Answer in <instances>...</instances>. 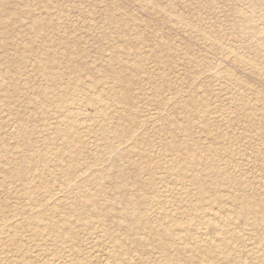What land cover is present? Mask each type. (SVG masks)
Listing matches in <instances>:
<instances>
[{
    "label": "rangeland",
    "instance_id": "rangeland-1",
    "mask_svg": "<svg viewBox=\"0 0 264 264\" xmlns=\"http://www.w3.org/2000/svg\"><path fill=\"white\" fill-rule=\"evenodd\" d=\"M263 1L264 0H259L258 2ZM153 4H162L163 6H165V8L176 11L185 19L184 21L186 24L178 25L164 19L161 13H157L156 10L151 7ZM234 5H237L240 8H244V10L246 8L247 12H253L255 10L253 14H256V16H258L259 13L264 14L263 5H258L257 8H253V10H251V6H249L250 8L248 7L249 0H0V18L2 19V22L0 23V29H3L4 31V33H1L0 35H4L2 36V38L4 37L5 39L4 41L0 36V60L5 62L0 64V68L6 70L4 77L9 78L11 73L12 77H17L16 79L18 80H16V82H18V86H21L20 88H22V91H19L20 89H18V92L15 91L14 93L12 92L13 88H10L7 85V91H5V87H3L2 89L0 88V142H4L5 144L7 143L6 147L7 149L9 148L8 150L11 153L12 158L15 157L14 155H16V157L22 156L27 148L26 145L21 143L22 137L21 140L19 138V141L22 145L20 143L19 145L17 144L18 139L17 136L15 137L14 132L21 125L24 128L27 127L28 130L26 131V134L30 133V137L33 141L32 144L34 146H32V148L35 150L31 153L34 154L35 152L36 154L39 152H46L45 155L48 157V160L49 158L53 157L52 154L55 156L54 158L50 159L51 162H47L48 164L46 166L40 167L42 173L39 174L40 171H37L38 173H36L38 175L36 173V175H34V173L32 174L34 180H36L40 175L41 179L43 178L46 183L49 182L48 185L52 187H49L51 192L53 191L54 193H57L59 189L62 190V173L58 172V177L57 175H55V177H47L48 170L51 169V166L55 165L54 162H61L60 158L63 157L64 154L60 150L61 148H63L62 150H64L65 148L62 145L63 142H61L62 139L59 138V134H55L57 133L55 131V126L58 125L56 123H58L59 119L56 116L59 114H57L58 112H53V109H50L52 106L50 102H52L53 100L57 102L58 99L56 98L60 99V93L58 95V91L60 92V87L58 85H55L53 81L52 83L51 81L48 82V80H45L43 76H40L41 72L36 65V61H34L37 57L40 56V54L41 57H43L44 55V58H47V53L53 51L52 49L50 51L43 50V37L46 36L48 38L49 36V39L52 42V46H50V48H54L55 53L59 52L63 54L73 51L74 55L78 57L77 59H80L79 56L82 57V61H80L81 59L75 60L81 62L80 64V62L76 61L77 63H79V65L85 64V67L83 69L80 68L82 71L80 69H77V73L79 72L78 74L80 75L81 81L84 80L82 81V83L85 84V82H88V80L90 79V74H93V72L91 71L92 68L95 66L97 67V65L99 66L101 64H104L108 61V59H110L112 53V44H115L116 42L119 43V41L121 42L126 39V44L129 47H132V49H128L129 54L123 53V56L119 58L122 60V58H125L127 56L130 60H134L138 58L136 56L137 52L150 51V46L154 45V43L158 41L156 35H164L168 37L169 42L173 44V48L170 51H165L163 47H159L158 49L157 46L155 47V50L156 52H158L160 59L164 60L165 63L157 64V62L153 60L156 57H151L149 54H147L145 62L139 69L140 72H137L138 74H136V78L138 76V79H135L136 81L129 86L131 90V100L133 101V106L126 107L123 106L122 103H117L115 109L111 110L112 113H114V111L119 112L125 110L130 115H136V134L141 132L140 135L142 133H144L145 135V138L142 137L139 141L140 147H144L148 140L152 144L149 149L151 157H142L141 160L149 162L152 160L151 165L158 167L157 169H155L157 173L155 175V179L150 182V180H148V174L146 173V171H140L142 172L140 173L141 179L145 181V183L150 182L148 188L152 187V189L155 188L157 189V191L165 189L166 187L173 188L172 191L174 192H172V194L170 195L174 200L180 199L182 194L184 196H189V193L187 192H189V190L192 189L193 186L188 182H182V185V180H178L174 176H171L172 178H167L168 180H162V178H160V172L171 170L176 162L181 161L180 156L175 155L170 151H166L163 145L166 142H171L172 140H176L179 142L186 137H196L199 139L201 144L206 145V143L208 144V142L211 144L214 143L213 145L219 151L218 155L220 160H218L220 166L227 168L236 179L242 182L243 190L245 192L253 189L263 196L264 150L257 152V147H259L260 145L262 147L264 146V134L259 131V128L264 125V72H260L259 68H252L251 65L246 61L244 63H239L233 60L232 53H230L232 55H229L228 58L223 56L221 52L217 50L218 48H211L209 46L211 44H209L208 39L200 36L201 32L203 31L211 32L213 34L212 36H214L216 40L218 39L215 43V45L217 44V47L224 44L231 51H237L239 53V56L241 55L242 59L251 57L252 53L250 49H252L256 45L257 40H255L256 38H250V36L247 37V35L241 33L242 31H240L239 27L235 26L236 28H233V26L231 25V20H235L236 22H243V15L233 14L232 7ZM23 12H26V16H33L37 18V21L40 20L38 24H41V22L43 21L44 24L47 22L48 25L45 24L44 29L43 27L40 28L36 31V33H38L34 35L35 30H33L29 26L28 18L25 16V14L24 16H22ZM110 14H112V18L110 17ZM119 16L120 19L118 18ZM2 17L5 19H3ZM117 18L119 20H117ZM123 21L126 23L125 26ZM263 21L264 19L262 18L257 19V22L259 24H261ZM257 22H255L256 25H258ZM126 25H128L127 28ZM138 33H140V35L146 38V40L148 41L147 47L143 46L140 47V49L134 44V38ZM240 35L246 37H242L240 40ZM63 40L65 42L68 40V43L62 42ZM3 41L5 42V46L3 47L5 48H1L4 43ZM15 43H21L22 45H19V48L20 50L23 49L24 51H18L19 48H14ZM14 51L17 52L15 53ZM44 53L46 54V56ZM85 55L87 56L85 57ZM190 55H193L200 61L197 63L190 62L187 58V56ZM18 58H22L23 63L21 64H23V67L20 66L21 70H18L17 72V63H15V61L18 62L20 60ZM120 59H110V61L108 62H110L111 64L113 63V65L116 67H120V65L122 64V62H120ZM88 62L89 64H87ZM34 64L37 68H35ZM206 64L211 65V68H204L203 66ZM59 65L57 63V67L61 68L62 64L60 66ZM88 65L91 68H89V70L86 68V66ZM62 68H64V66H62ZM38 72H40V75ZM20 73L26 74V77H24L25 79H22L23 77L19 75ZM72 73L75 74L76 72L72 71ZM72 73H66L67 75L65 74L63 80L65 79L64 81L68 82L69 79H72ZM68 74L71 78L68 77ZM98 80L99 83L97 88H99L100 90L103 89V87H108L111 82L109 79L100 76H98ZM22 82L23 84H21ZM79 86L82 87H78L77 89H75V91L73 90L74 93H72V95L74 94L73 97L75 98L76 103L79 102L78 104H81L80 106L81 109H83V113L88 114L89 112L94 111V107L96 105L93 102L92 103L94 105L91 104L90 101L88 102L87 96L93 91H88L87 89V91L84 90L86 86L84 85V87L83 85H81V83L79 84ZM10 89L12 91H10ZM53 90H55L56 93ZM46 91L52 94L50 95V97L52 98H47V96L42 95V93H47ZM5 93L7 97L2 98V95L5 96ZM36 93L39 94V96ZM192 93H194V95L196 96L195 98L197 99V103L200 104L198 108L184 106ZM9 95L11 99L8 98ZM14 95H16L17 97L12 98V96L15 97ZM54 96H56V98H53ZM43 97H45V99H42ZM5 99L6 102H2ZM27 99L32 100L34 103H37L38 100V107H34V103H32L31 101H28L31 103H29L30 105L28 106V102L24 103V101H26ZM41 99L44 102H42ZM49 99L50 101H48ZM7 102L9 103V105ZM3 103H5L6 105L4 104L3 106ZM22 103H24L23 107L25 105H27L28 107L26 106L25 108H22ZM17 110L21 111L18 112ZM18 118L19 120L23 118L21 119L23 121H19ZM80 118L83 119H79L80 122L78 126L76 125L75 129L76 135L80 133L79 136L77 135V138H80L79 141H82L83 144L82 146L77 145L78 147L76 146V148H79V146H81L82 149L80 148V150L83 151V153L81 152V155L78 154L77 157L79 158H76L79 159L77 161L82 164H85L86 162L90 163V165H92V170L93 168H96L95 164H97V162L95 161V157L97 154L96 152L100 149V146L102 147V145L107 142V140L105 141L106 137L104 136H110V132L106 128L109 126V129L110 125L112 126L113 123H110V125H108L109 123L101 121L100 118L91 121L89 120L85 123L86 118L84 117V114L80 116ZM170 118L173 120H178L179 122H181V124L171 123L169 121ZM187 120L191 123L188 129L183 126ZM27 121L28 123H26ZM93 121L95 124L93 123ZM23 123H25V126ZM81 123L82 126H80ZM114 123L119 124L121 122L118 123L116 122V120H114ZM102 124L104 125L105 130H103L104 128H101V126H103ZM105 132H108V134ZM21 134L24 135L25 133ZM137 135L140 137L139 134ZM45 138L47 140L44 141ZM81 138L83 140H81ZM46 141L47 143L49 142L51 144V147L48 143V148V146L46 145ZM59 142H61V144ZM13 147L14 149H12ZM125 147L126 143H121L120 145L116 146V150L120 152L119 150L123 151ZM55 153H57V157ZM106 157L107 161L115 160L113 154H110L109 156L106 155ZM110 157L112 160L110 159ZM3 158L4 157H2V159ZM6 160H3L7 164H5L6 166H2L3 170L2 172H0V183L3 184L4 187L0 188V199L4 203L8 199L7 201L10 204L9 208L10 210H12V205H20V203H16L18 199L17 191L20 187V182L19 180H17V182L15 179H8V177H6V175L8 176L11 167H9L8 164V162L11 161ZM49 162L52 165L49 164ZM116 162L119 168H123L127 175L133 177L138 174L136 166L129 161V158L127 156L122 157V159H116ZM157 162H159L160 164H155ZM82 164H80V166ZM10 165L12 164L10 163ZM94 165L95 167H93ZM7 166L9 168H7ZM187 168V172H199L197 166H188ZM11 171L12 170H10V172ZM42 174L47 175H44V177ZM87 174L88 173H85V176H87ZM78 188L80 189L79 191ZM82 188H84V190H82L80 187H77V185H72L67 189H64V192L65 190H67L65 193L61 194V191H59V193L56 194L61 200H57V202L59 204L62 203V210L68 211V208L72 207V201H69L68 194L73 191H85L88 187L84 186ZM184 188L187 189V192H184ZM32 191L35 194H40L42 192V190H38V188L35 186L32 188ZM176 194L180 197H178ZM173 199L172 206L169 202H164L163 206L161 205V203L157 204L156 206L153 205L154 208L152 207L153 209L151 208V212L149 211L148 213L149 217L153 218L157 215L164 216L168 212H177L178 210L175 207L176 201H173ZM5 206V208L3 207L2 211L6 215H8L10 210H8V205ZM7 210L9 212H7ZM24 213L28 216L32 214L30 209L29 211L24 210ZM4 219L6 218L4 217ZM105 220H108V222ZM105 220L104 221L107 222V224L103 222L101 226L102 228H99L101 224L95 222V224L93 223L95 228L92 227L93 225L89 229L81 227L82 232L79 231L80 227L78 226V224L76 223L79 228L76 227L75 224L74 227L78 228L76 230H78L77 235L79 236H77L78 238L76 237V242H78V250H74L75 252L70 247V244L63 240L57 242L48 241L47 243L45 241L39 240L40 238H33L34 240L32 241L30 229L19 231V235L17 236L20 239H23L22 247H24V253L26 252L25 255H28V257L30 256L31 261H33L34 264L45 263L46 260L44 257H50V254L52 257H54L55 255V258L63 261L64 264H71V262H75L74 264H110L111 259L108 256L110 248L109 246L111 244L109 242L111 241L108 238V235H106L102 229L106 227L104 229L108 230L107 228H109L108 231H112V233L114 235H117L118 237H124V233L122 228H117L112 222V224L109 222L111 220L110 217ZM192 222H196L195 224L203 228L204 232L207 234V236L202 235L203 237L211 236L210 232L213 226L203 224V221H200V218H198V216ZM3 223L4 221L0 220V225H3ZM105 224L107 226H105ZM5 225H10V223L8 222ZM238 225L239 224H234L231 227L235 231H239L241 229V226L239 225L238 227ZM83 230L87 233H84ZM101 230L104 232V234L102 235L100 234L103 233ZM88 234L91 237H88ZM43 238L45 239L50 237ZM40 241L42 242L41 244ZM80 242L82 243L80 244ZM233 244L238 249V252L241 251L239 253H237L236 251L235 254L238 257H243L245 255L244 252L246 248L248 249L254 244V239H252L250 235L245 234L241 237V239L234 241ZM42 246L45 247L43 248ZM14 247V245L12 246L5 241L0 242V252L6 254L9 260L18 259L17 257L19 256L20 250L17 247ZM60 249L65 252H62ZM45 252L48 254L50 253L49 256L46 255ZM72 252L74 255L72 254ZM32 253L34 255H32ZM4 254L2 256H5ZM14 254L17 255L14 256ZM39 254H42L43 256ZM63 255L65 256L66 261ZM58 256L60 258L62 256L63 257L60 259ZM33 257H35L36 259ZM68 257H70L69 259L71 260H69ZM154 257L158 258L157 253L155 254V256H153V258ZM63 262H61V264H63ZM217 262L220 263L221 260ZM249 262H252V264H257L254 259L250 260ZM4 263L6 264L5 259L1 262V264Z\"/></svg>",
    "mask_w": 264,
    "mask_h": 264
},
{
    "label": "bare ground",
    "instance_id": "bare-ground-1",
    "mask_svg": "<svg viewBox=\"0 0 264 264\" xmlns=\"http://www.w3.org/2000/svg\"><path fill=\"white\" fill-rule=\"evenodd\" d=\"M258 1L259 0H249L248 7L251 6V8L250 7L249 8L253 10V8H257L258 5L264 6V1L263 2H258ZM151 7L154 8L157 13L158 12L161 13L163 15V18L168 21H171L178 25L186 24L184 21L185 19L180 14H178L176 11H172L170 9L165 8V6H163L162 4H153ZM232 9H233L232 11L233 14L243 15V22H236L235 20H231V25L233 26V28L235 26L239 27L240 31H242L241 33H244V35H247V37L250 36V38L251 37L256 38L255 40H257L256 45L252 49H250L252 53L251 57L247 59H244V58L242 59L241 55L239 56V53L237 51H231L224 44L217 47V44L215 45V43L217 42L218 39L216 40L214 36H212L213 34L211 32L203 31L201 32L200 36L208 39L209 44H211L209 46L211 48L213 47H216V49L218 48L217 50L220 51L223 56L228 58L229 55L233 54L232 55L233 60L239 63H244L246 61L248 62V64L251 65L252 68L254 69L259 68L260 72H264V25H263L264 21L261 24L257 22V19H261V18L264 19V14L259 13L258 16H256V14L255 15L253 14L255 10L253 12L252 11L247 12L246 8L244 10V8H240L237 5H234ZM25 13L26 12H23L22 16H24ZM111 16L112 14H110V17ZM26 17L28 18L29 26L33 30H35V33L33 31L34 35L38 33V32L36 33V31L39 30L40 28L43 27L44 29L45 24L48 25L47 22L44 24L43 21H42L43 23L41 22V24H38L40 20L37 21L36 17H33V16H26ZM118 18L120 19V16ZM118 18L117 20H119ZM1 22H2V19L0 18V23ZM255 22H257L258 25H256ZM125 24L126 23L124 22V26ZM127 26L128 25H126V28ZM1 33H4L3 29H0V34ZM0 36L2 38V36L4 35H0ZM242 37H246V36L240 35V40ZM43 38H44V41L42 42L44 44V47H42L43 50L50 51L52 49L54 53L53 51H50L48 53L46 52L48 56H46V54L44 53L47 58H44L43 54H42L43 57H41V54H40V56L37 57L36 60L34 61H36V65L39 68V71L41 72V75H40V72H38L39 75L43 76L45 80H48V82L51 81L52 83L53 81L55 85H58L60 87L59 88L60 92L58 91V95L60 93L59 95L60 99L56 98V96L53 97V98L58 99L59 101L57 100V102H55L53 100L54 102L53 101L50 102L52 106L51 108L50 107L49 108L51 110L53 109L52 110L53 112L55 113L58 112L57 114H59L56 116L59 118L58 123L55 122L56 124H58L55 126L56 127L55 131L57 133L55 132L54 133L59 134L60 136L59 138L62 139L61 142H63L62 145L65 148L64 150H62L63 148H61L60 150L64 154V156L60 158L61 162L56 161L55 160L56 158L54 159L56 161L54 162L55 165L53 164L54 166H51V169L48 168L49 170L47 172L48 174L47 177L49 176L55 177V175H57L58 172L62 173L61 175L62 181L60 180L62 182V186H61L62 190L59 189V191H61L60 192L61 194L67 191L65 190L64 192V189H67L69 186H72V185H77V187H80L82 190H84V188H82L84 186L88 188H86L87 191L81 190V192H78L80 190L78 188V191L70 192L68 194V198H69V201H72L71 202L72 207L68 208L69 209L68 211L62 210L61 209L62 203L59 204L57 202V200L58 201L60 200L58 195H56L57 193H59V191H57V193L56 192L54 193L53 191L51 192L49 188L51 186L48 185L49 182L46 183L43 180V178L41 179L40 175L37 177L36 180H34L33 175H32L33 173L34 175H36L38 173L37 171H40L39 174L42 173V170L40 169V167L46 166L48 164L47 162L50 161V159L54 158L55 156L52 154L53 157L49 158L48 160V157L45 155L46 152L45 153L39 152L36 154L34 152V154H32L31 152L35 151L32 148L33 146L32 138L30 137V133L26 134V131L28 130L27 127L24 128L22 127V125L18 127V129H16V131L14 132L15 137L17 136V139H18L17 144L19 145L20 143L19 138L21 140V137H22L21 143L26 145L27 149L24 148L26 150L24 151V154L22 156L19 155L20 157L18 156L16 157V155H14L15 157L13 156L14 158H12V155L8 150L9 148L7 149L6 147L7 143L5 144L4 142H0V172H2L3 170L2 166L7 164L3 160L7 159L6 161L8 160L11 161V162H8V164H9V167L11 166L10 170L12 171L10 172L9 170L8 176L6 175V177H8V179H13V180L15 179L16 181L19 180L20 182L19 183L20 187L17 191L18 199L16 198L17 199L16 203H20V205L17 206V204L16 205L14 204L11 206L12 210H10L9 208L10 204L7 201L8 199L7 198H6L7 200L5 199L6 200L5 203L7 202L6 204L0 199L1 200L0 201V220L4 221L3 225H0V242L5 241L6 243H9L12 246L14 245L20 250V252H19V256L17 257L18 259L17 260L11 259L12 261L7 258L6 254H4L3 252H0V264L4 259L6 260V264H34V262L31 261L30 256L28 257V255L27 256L25 255L26 252L24 253L25 250H24V247H22L23 239H20L17 236L19 235L18 234L19 231H24V229H30L32 241L35 238H40L39 240L45 241L47 243L48 241H56V242L60 240L66 241L70 244V247L74 251V250H78V242H76V237L78 236L77 235L78 230L76 229L80 227L79 231H81L82 229L81 227L85 229H89L92 225H93L92 227L95 228L94 227L95 222L101 224L100 226L98 225L100 228L103 222L105 221L108 222V220H105L108 217H110L111 220H113V221L110 220L109 222L110 223L112 222L117 228L118 227L122 228L123 233H124V237L123 236L118 237L117 235H114L112 231H108L109 228H107L108 230L104 229L106 227L102 229L105 232V234L108 235V238L111 241L109 242L111 244L109 246L110 248H109V256H108L111 259L110 264H244V263L252 264V262H249L252 259H254V261H256L257 264H264V198H263L264 195L263 196L260 195L258 192H256L253 189H251L248 192H245L243 190L242 182L236 179L234 175H232L227 168L220 166L219 164L220 159L218 155L219 151L213 145L214 143L211 144L208 142V144L206 143L205 145V144H201L199 139L196 137L194 138L186 137L182 141L178 142L176 140L175 141L172 140L171 142H166L163 145L166 151H170L173 154L180 156L181 161L176 162L171 170L160 172V178H162V180H166L167 178H172L171 176H174L176 179L182 180L181 181L182 185H183L182 182H185V183L188 182L190 185L193 186L192 189L189 190V192H187V189L184 188V192L189 193V196H184L182 194L180 199L174 200L173 198H171V195H170L172 194V192H174L172 191L173 188L171 187H166L165 189H161L159 191H157V189L155 188L152 189V187L148 188L150 182H152L155 179V175L157 173L155 169H157L158 167L151 165L152 158L150 159L151 160L150 162L141 160L142 157H149V156L151 157V153L149 149L152 146V144L149 142V140L148 141L145 140L147 141L145 146L140 147L139 141L142 137L145 138V135L144 133L140 135L141 132L137 133L140 135L139 137L136 134V130H137L136 129L137 127L136 115H130L125 110L119 111V112L114 111V113L111 112L112 109H115V106L117 103H122L123 106H126V107L133 106V101L131 100L132 99L131 90L129 86L136 81L135 79H138V76L136 78V74L140 72L139 69L140 67H142L143 63L145 62V59L147 58V54H149L151 57L152 56L156 57L153 60L156 61L157 64L165 63L164 60L160 59L158 52H156L155 50V47L158 46V49L159 47H163L165 51H170L173 48V44L169 42L168 37L164 35H156V38L158 39V41L154 43V45L150 46L149 48L150 51L137 52L136 56L138 58L134 60L132 59L130 60L126 55H125L126 57L124 56L125 58H122L121 60L119 57L123 56V53L127 54L128 49L131 50L132 47H129L126 44L127 42L126 39L121 42L119 41V43L115 41L117 44L115 43L111 45L112 53H111L110 59L111 60L120 59L121 60L120 62H122L120 67L114 66L113 63L111 64L110 62H108L110 61V59H108L106 63L101 64L99 66L97 65V67L95 66L92 68L91 71L93 72V74L89 73L91 75L90 79L88 80V82H85V84L82 83V81L84 80L81 81L80 75L78 74L79 72L77 73L78 71L77 69H80V68L83 69L85 67V64L79 65V63H77V62L82 61V57L79 56L81 60L77 59L78 57L74 55L73 51L69 53H63V54L59 52L55 53L54 48H50V46H52L51 45L52 42L49 39V36L48 38L46 36H44ZM2 39L5 41L4 37ZM134 39H135L134 44L138 46V48L143 47V46L147 47L148 41L146 40V38L141 36L140 33H138ZM68 40L66 42L63 40L62 42L68 43ZM19 45H22V44L15 43L14 48H19L20 47ZM3 46H5V42L3 43L1 48ZM18 51H24V50L23 49L20 50L19 48ZM86 56L87 55H85V57ZM187 58L192 63H197L200 61L193 55L187 56ZM18 59H20L18 62L15 61V63H17L16 64L17 72L18 70H21L20 66L23 67L22 66L23 64H21L23 63L22 58H18ZM75 59L80 60V61H77ZM1 63H5V62L0 60V64ZM57 63L58 65L59 63L60 65L62 64L64 68H62V66L61 68H58ZM87 64H89V62ZM36 65H35V68H37ZM203 67L206 69H210L211 65L206 64ZM86 68L89 70L90 68L89 65L86 66ZM72 71L76 72L77 74L72 73ZM69 72L73 74L72 75L73 78L69 79L68 82L64 81L65 79L63 80V78L65 74ZM5 73H6V70L0 68V88L2 89L3 87H5L6 90L5 89L4 90L7 91L8 90L7 86H9L10 88H13L12 89L13 91L10 89V91H12L13 93L15 91L18 92V89H20L19 91H22V88H20L21 86L19 87L18 82H16V80H18L16 79L17 77L16 78L12 77L11 76L12 73H11L10 77L6 78L4 77ZM19 75L23 77L22 79H25L24 77H26L25 73H20ZM98 76L109 79L111 81L109 86L103 87V89L101 90L97 88L98 83H99ZM68 77H69V74H68ZM9 82L11 85L9 84ZM80 83L81 85L86 86L84 90L87 89L88 91L90 90L93 91L88 96L86 95L88 97V102L90 101L91 104L93 103L96 104L94 107L95 108L94 111H91L89 113L87 112L88 114L83 113V109H81V106H80L81 104L79 105L78 104L79 102L76 103V100L73 97L74 94L72 95V93H74L73 90L75 91V89H77L78 87H82V86H79ZM21 84H23V82ZM53 91L55 92V90ZM37 95L39 96V94ZM42 95L47 96V98H49L50 95L52 94H50V92H47V93H42ZM14 96L15 97L12 96V98L17 97L16 95ZM5 97H7L6 93H5V96L2 95V98H5ZM195 97L196 96L194 95V93H192L184 106H191L193 108H198L200 104L197 103V99ZM8 98H10V95L8 96ZM42 99H45V97H43ZM28 101H31L32 103H34L30 99H27L26 101H24V103L25 102L27 103ZM48 101H50V99ZM2 102H6V99ZM42 102L44 101L42 100ZM24 103H22V108H25L27 105L29 106L31 104L30 102H28V104L23 107ZM37 103H38V100H37ZM37 103L35 102L33 106L38 107ZM4 104L5 103H3L2 105L4 106ZM20 111L21 110H19L18 112ZM83 114H84V117L86 118L85 123L89 120L91 121L97 118L98 119L100 118L101 121L105 123H109L108 125H110V123H113L112 126L110 125L109 129H108L109 126L106 128L110 132V136H107V135L104 136L107 138V139L105 138V141L107 140V142L104 145H102V147L100 146V149L96 152L97 154L95 157V161L97 162V164L94 163L96 165V168H93L92 170H91L92 165H90V163L86 162L85 164H82L79 161H77L79 160L77 159L79 158L77 157L78 154H80L81 152L83 153V151L80 150L83 142L79 141L80 138H77V135L79 136L80 133L76 135L75 127L76 125L78 126L80 120L83 119V118H80V116H82ZM114 120H116V122L118 123L119 122L121 123L115 124ZM28 121L26 123H28ZM169 121L171 123L181 124V122H179L178 120H173L171 118ZM23 124L25 126V123ZM190 124H191L190 121L187 120L183 126H185V128L188 129L190 127ZM80 126H82V123ZM101 128H104V125L101 126ZM103 130H105V128ZM259 131L264 134V125H262L259 128ZM21 133L23 134L25 133V134L22 135ZM105 133L108 134V132H105ZM46 138L44 139V141L48 139ZM81 140L83 139L81 138ZM61 142L59 143L61 144ZM48 143L46 141L47 146H48ZM50 143L49 145L51 147ZM121 143H126V147L123 149V151L119 150L120 152H118L116 150V146L120 145ZM77 145H81V146H79V148H76ZM12 149H14V147ZM261 150L262 151L264 150V146L262 147L260 145L259 147H257V152ZM55 154L57 157L58 156L57 153ZM110 154H113V156L115 157L114 161L106 160L107 158L106 155L109 156ZM134 155H137V156H134ZM126 156L129 158V161L136 166V169L138 170V174L133 177L127 175L123 168L120 169L116 162V159L117 160L119 158L122 159V157H126ZM2 157L4 158L2 159ZM50 162L49 164H51ZM10 163L12 165H10ZM80 164L82 165L80 166ZM155 164L159 165L160 163L157 162ZM95 165L93 167H95ZM188 166H193V167L197 166V169L199 170V172H196V171L187 172ZM9 167L7 166V168ZM140 171H146V173L148 174V180H150V182L145 183V181L141 179L140 173L142 172ZM85 173H88L87 176H85ZM47 174H44V175H47ZM34 186L37 187L38 190L40 191L42 190V192L40 194H35L34 193L35 190L34 192L32 191V188ZM1 187H3V184L0 183V188ZM177 196L180 197L179 195ZM172 199L173 201H176L175 207L178 210L177 212H171V213L168 212L164 216L162 215L158 216L157 214H155L157 216L153 218L149 217L148 213L149 211L151 212V210L154 208L153 205L156 206L157 204L161 203V205L163 206L164 202H169L170 205L172 206L173 205ZM5 205H8L9 209L8 208L7 209L10 210V212L7 210V212H9L8 215L3 213L2 211ZM29 209L31 210L32 214L28 216L27 214H25L26 212L24 213V210L29 211ZM200 212H203V213H200ZM197 216L198 218H200V221L201 220L203 221V224H208V225L213 226L210 232L211 236L209 235L210 237H203L202 235L207 236L203 228L195 224L196 222L195 223L192 222L194 219L197 218ZM4 217L6 219H4ZM8 222L10 223V225H5ZM107 222L105 223L107 224ZM76 223L78 224L79 227L77 226ZM75 224H76V227L78 228L74 227ZM106 224L105 226H107ZM234 224H239L241 226V229L239 231H235L231 227ZM104 232L103 233L99 232V233L102 235L104 234ZM84 233H87V232H84ZM245 234L250 235L252 239H254V244L250 246L248 249L246 248L244 252L245 257L244 256L238 257L235 254L238 249L233 244V242L241 239V237ZM43 237H50V238L44 239ZM88 237H91V236L88 234ZM41 241H40V244L42 243ZM81 243L82 242H80V244ZM62 252H65V251H62ZM239 252L237 251V253ZM33 253L32 255L35 254ZM156 253L158 255V258L154 257L155 258L154 259L153 256H155ZM3 254L5 256H2ZM45 254L49 256L50 253L48 254L45 252ZM16 255L17 254H14V256ZM39 255L43 256L42 254H39ZM44 258L46 261L43 264H61V262H63L59 260L58 258H55V255L54 257H52L51 254H50V257L46 256ZM69 258L70 257H68V259ZM219 260H221L220 263L217 262ZM65 261H66V258H65ZM72 263L74 264L75 262H71V264Z\"/></svg>",
    "mask_w": 264,
    "mask_h": 264
}]
</instances>
